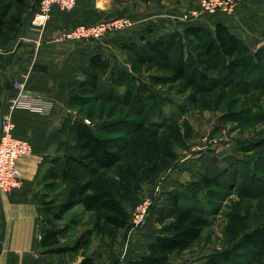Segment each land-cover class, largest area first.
I'll return each instance as SVG.
<instances>
[{"label": "trees", "instance_id": "16d2710c", "mask_svg": "<svg viewBox=\"0 0 264 264\" xmlns=\"http://www.w3.org/2000/svg\"><path fill=\"white\" fill-rule=\"evenodd\" d=\"M11 5L9 0H0V36ZM119 50L123 61L94 53L82 66L83 76L72 82L68 98L71 111L79 107L78 116L70 111L64 118L60 152L45 158L37 173V184L43 186L36 190L42 248L50 253L81 252L77 264H96L94 254L86 253L93 234L108 228L116 239L120 229L131 227L124 196L134 195L139 200L142 181H150L171 166L177 158L176 146L185 145L193 136L192 123L179 117L195 106L219 108L226 96L236 91L264 89V44L252 50L248 41L223 21L212 26L188 24L155 38L126 40ZM108 104L109 115L119 110L120 117L103 118ZM169 107H176L179 114L168 115ZM98 112L100 119L96 120ZM141 133L147 134L145 139L135 141L133 137ZM257 146L252 164L242 166L243 160L237 158L231 167L217 164L213 170L207 166L186 189L165 192L157 209L161 227L154 231L147 249L135 254L128 264H170L171 253L192 247L211 224L217 201L223 199L220 191H225L234 177L248 172L250 180L243 176L248 187L252 191L263 188L264 177L259 172H264V139L253 148ZM109 171L118 173V185L106 178ZM80 205L96 214L92 226L62 241L76 222L70 219L61 225L60 221ZM241 234L232 246L207 254L201 264H237V256L248 250H264V219Z\"/></svg>", "mask_w": 264, "mask_h": 264}, {"label": "crops", "instance_id": "0c3cea01", "mask_svg": "<svg viewBox=\"0 0 264 264\" xmlns=\"http://www.w3.org/2000/svg\"><path fill=\"white\" fill-rule=\"evenodd\" d=\"M132 5L136 8L132 13L136 18L133 26L109 33L100 40L56 39L79 24L114 19L131 10ZM168 5L165 0H77L71 9L56 4L43 32L29 20L16 37L0 45V116L7 99L15 93L12 87L15 78L24 82L28 95L49 104L45 111L18 108L12 113L15 134L29 140L33 150L18 159L21 185L0 196V264H77L82 259L81 252L50 253L42 248V222L36 203L37 173L45 158L60 152L61 125L71 111L70 86L83 76L82 66L94 53L118 57L116 52L123 41L155 38L167 32L166 29L149 33L145 25L149 24L150 16L169 15ZM217 17L215 21L227 23L242 38L263 40L264 0H239L234 11ZM164 19L156 18L157 22ZM147 223L142 228H132L127 242H117L113 248L101 245L97 238L92 251L95 263L128 264L153 239L146 233L151 226ZM67 234L62 241L75 237Z\"/></svg>", "mask_w": 264, "mask_h": 264}, {"label": "rangeland", "instance_id": "374dc122", "mask_svg": "<svg viewBox=\"0 0 264 264\" xmlns=\"http://www.w3.org/2000/svg\"><path fill=\"white\" fill-rule=\"evenodd\" d=\"M9 1L12 2V5L7 16L3 35L0 36V45L10 42L17 36L21 26L31 20L38 0ZM145 1L147 2L148 0ZM208 1L211 3L213 1L217 6L213 9H206L203 0H165L170 7V13H168L170 16H150L147 21L149 24L145 25V31L159 33L166 29L167 31L177 28L183 29L184 26L195 23L211 26L216 22L214 18H218L217 16L234 11L239 0ZM230 7L233 8L232 11L228 10ZM134 9H136L135 5H132L131 10H127V13L118 17H129L133 21L131 25L133 26L136 23V18L132 16ZM135 15H138V13H135ZM156 18H165V21L161 20L157 22ZM147 22L145 21L146 24ZM247 41L252 50L264 44V39L259 40L258 37L247 39ZM116 53L118 54V58L123 61L124 56L121 54V51L119 50ZM177 98L181 101L184 100L181 97ZM221 105V107L216 109L195 106L185 116L179 117L181 120L192 123L194 129L193 136L185 145L176 146L177 158L171 166L162 169L150 181H142L138 191L139 200H136L137 196L135 197L134 195L130 196V194H126L124 196V201L129 207L131 216L142 199L151 198L152 203L147 223L151 224V226L146 231L149 236L153 237L154 231L162 225V223L157 221V209L165 192L174 189H186L194 176L198 175L200 171H204L207 166H210L213 170L217 169V164L223 165L224 168L231 167L232 161L237 158L243 160L240 163L242 166L253 163L258 146L253 147L259 144L260 140L264 139V89L249 90L245 93L233 92L226 96V101L221 103ZM110 107L111 104H108L106 113H102L103 118L109 120L120 117L119 110L109 115ZM78 110L79 107L75 106L71 112L73 115L78 116ZM176 114H179L176 107L168 108V115ZM98 119H100L99 112L97 113L96 120ZM160 120L158 119V121ZM86 121L90 122L89 119H86ZM152 130L151 128L148 132ZM146 136V133H141L139 136L136 134L133 139L141 141V138L145 139ZM249 145L252 146V149L248 150L247 146ZM133 152H136L135 149H133ZM259 174L264 177V172H259ZM105 176L108 181L118 185L120 181L118 173L109 171ZM243 176L248 177L250 180L248 172L246 175L243 174ZM243 176L234 177L235 181L233 180V183L229 187H226L225 191H220L223 194V199L217 201L218 208L212 214L211 224L205 228L202 237L188 250L171 253L170 264H201L207 254L232 246L240 239L243 230L256 226L264 219V192L260 193L264 187H260V189L256 187V190L252 191L248 187L249 181H245ZM257 179L255 180V185H257ZM37 188H43L41 182L37 184ZM95 217L96 214L94 212L85 211L80 205L70 211L60 221V224L63 225L70 219H75L76 223H73L67 236L77 237L86 228L91 226ZM168 222L169 220L165 223ZM143 226L135 227L131 221L130 228L119 230L117 233L113 232L114 235L116 233V239L109 235L111 231L108 228L102 234H93L92 242L86 249V253L95 254L92 251L97 238L100 239L101 245L113 248L117 242H127L132 228L139 229ZM235 262L237 264H264V250H248L247 253L237 256Z\"/></svg>", "mask_w": 264, "mask_h": 264}, {"label": "built area", "instance_id": "2783aa9c", "mask_svg": "<svg viewBox=\"0 0 264 264\" xmlns=\"http://www.w3.org/2000/svg\"><path fill=\"white\" fill-rule=\"evenodd\" d=\"M76 3L77 0H39L30 24L40 30V32H43L54 5L57 4L62 9H71ZM203 3L206 9H213L217 6L213 1L211 3L208 0H203ZM228 10L232 11L233 8L230 7ZM132 22L129 17H117L95 24L83 23L64 31L56 39L77 41L100 39L113 31L128 28L132 25ZM12 87L15 89V93L7 99L6 106L0 116V196L21 185L22 177L18 159L33 150L29 140L18 137L15 134L12 113L18 108L45 111L49 106L48 103L28 95L25 91V84L20 79L15 78L12 81ZM151 203V198H144L137 205L131 216V221L135 227L143 226L147 223Z\"/></svg>", "mask_w": 264, "mask_h": 264}]
</instances>
